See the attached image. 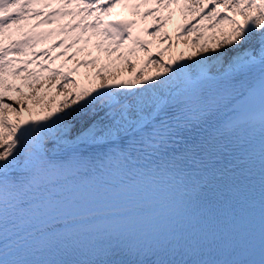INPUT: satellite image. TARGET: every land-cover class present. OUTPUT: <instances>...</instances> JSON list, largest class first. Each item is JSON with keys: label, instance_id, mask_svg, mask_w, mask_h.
<instances>
[{"label": "snow or ice", "instance_id": "snow-or-ice-1", "mask_svg": "<svg viewBox=\"0 0 264 264\" xmlns=\"http://www.w3.org/2000/svg\"><path fill=\"white\" fill-rule=\"evenodd\" d=\"M117 6L139 20L107 19ZM177 10L194 58L165 48L74 93L49 67L95 49L103 77ZM43 73L65 98L24 116L10 78ZM0 264H264V0H0Z\"/></svg>", "mask_w": 264, "mask_h": 264}, {"label": "bare ground", "instance_id": "bare-ground-1", "mask_svg": "<svg viewBox=\"0 0 264 264\" xmlns=\"http://www.w3.org/2000/svg\"><path fill=\"white\" fill-rule=\"evenodd\" d=\"M124 9V8H122ZM121 9V10H122ZM124 11V10H122ZM117 12V9H113L112 11V14L116 13ZM122 13V12H121ZM120 13V15H121ZM128 13H126L124 16H119L118 19H126V15ZM175 15H179L180 16V20H178V22H174L171 26V32L170 34H168V32L166 31V27L167 25L169 24V21L168 23L165 25V27L163 29H161V32L160 34H158L157 36H151V35H142L141 38L142 39H146V40H150L152 41V44L150 46V49L149 50H146V51H139L137 52L136 54L141 58V65H142V62L144 59H146L149 54L152 55L153 59H156V53L160 52L162 49H167V51H164L163 52V56H162V59L165 60V61H168V62H171L173 59H176V60H179L181 56H183L185 59L189 58V57H192V55H194L195 53V49L198 48V44H195V43H192V38L197 35V33H192V34H188L189 37H190V47H188V49L184 52V46L181 45H178L177 42H178V38H177V35H176V31H177V28L179 27V25H183V24H187L189 22L191 23H195V18L192 14H189L190 19H186L178 10H177V13ZM179 19V18H178ZM184 19V20H182ZM244 19V17H241V21ZM181 21V22H180ZM149 22V24L152 23V17H149L147 21H141L140 22V25L139 27L140 28H143L145 27V24ZM179 23V24H178ZM205 24L208 23V21H205L204 22ZM148 24V25H149ZM178 24V26H177ZM228 27H230L229 25H224L223 28L226 30ZM164 33H167L168 35L171 36V40H162L161 39V36L164 34ZM223 32L220 31V29H217V32H216V38H220L221 36H223ZM186 35V34H185ZM212 33L205 30V37H208V36H211ZM210 43H215V40H212L210 41ZM172 46H173V49H172ZM80 45H77L76 48H79ZM87 50V49H86ZM82 53H79V58L78 60H82ZM95 54V53H93ZM92 54V55H93ZM96 54H98L96 52ZM101 53V57L103 58L104 57V60L102 61V64H100L99 66H102L108 62L109 60V57L106 55V54H103ZM116 54L114 53L113 54V58H115ZM164 57H167V58H164ZM131 63H124L122 60L120 59H117L116 60V63L115 65H112L110 67H108L107 69H105L104 71V76H98L96 75L91 69H87L88 67H90L91 65L89 66H86V67H81L87 74V78L86 80H89V79H94V80H99L101 78H107V75H111V76H116L118 71H122V72H129L131 70V66L134 65V63L137 61L136 59V56L133 55L131 58ZM63 64H66L67 67H64L62 68L61 70L63 72H67L69 71L70 69L74 68V67H77L73 64L72 60H61L57 63H51L49 65L50 68H59L61 65ZM77 65V63H76ZM31 67H35V65L31 66ZM80 68V67H79ZM158 68V65H148L147 67L144 68V72L146 74L148 73H154L156 71V69ZM25 74H21V76H23ZM135 75V72H131V76L130 77H133ZM21 76H18V77H13V78H10L11 81H15V80H18V81H21L22 83V86H21V90L20 91H15V90H12V91H9L7 93V96L8 97H11L10 100H7V103H10L13 105V107L19 109L21 107V103L20 102H23V105L25 106L24 107V111H23V115L24 116H28L29 115V111L28 109L30 108L31 109V105H30V101L32 100L34 105H37V111L36 112H32L33 115H38L43 109H44V106H47V101L44 100V96L49 92V90L51 89H55L56 92H57V95H58V101L59 102L60 100H63L65 98V91H61V88L57 89V88H54V87H50V85H54L57 81H61L62 80V77L60 76H57V77H50L47 73H43L42 74V77L41 79L38 81V82H35L31 85H28L26 83H23L22 81V78ZM86 80H84V85L83 86H86L88 83L86 82ZM67 85V90L69 92H72L74 93V89L71 85H69L68 83L66 84ZM4 113L6 115H9L12 119L14 120H19L20 119V113L19 112H11L9 109L5 108L4 110Z\"/></svg>", "mask_w": 264, "mask_h": 264}, {"label": "rangeland", "instance_id": "rangeland-1", "mask_svg": "<svg viewBox=\"0 0 264 264\" xmlns=\"http://www.w3.org/2000/svg\"><path fill=\"white\" fill-rule=\"evenodd\" d=\"M127 18L139 20V17L134 16L132 14L127 15ZM176 18H177V16L175 15L171 20H169V24L166 27V31L168 32V34H170V32H171V26H172L173 22L176 20ZM107 19H109V16L107 17ZM236 19L239 20L241 18H240V16H237ZM148 24H149V22H147L145 26H147ZM134 32H137L140 36L144 35L142 32H138V30H135ZM179 40H181V38ZM89 50H91L92 53L93 52H97L95 49H88V50H86L83 53V55H82L83 58H89L87 56V51H89ZM99 55L101 56L100 52H99ZM134 55L136 56L137 61L134 63V65L131 66V70L129 72L118 71L116 76H119L121 78H130L131 72L132 71L135 72V70L139 69V67L141 66V58L137 54H134ZM192 57L194 58V55H192ZM164 58H167V57H164ZM103 60H104V57L103 58L101 57L100 60H98V62L96 64L91 65L87 69H91L92 71H96L97 72V69H100L102 67V66H99V65L102 64ZM76 61H77V59L74 60V62H76ZM55 62H57V61L55 60ZM66 73H69V75L71 77V81L72 82H69L68 84L73 87L74 91H77L78 88L81 87L80 83H84V80H86V78H87V74H85V72L83 71L82 68L79 69L78 71H72V69H71V70H69ZM110 78H111V76H109V79ZM20 82L21 81H18V80L13 81V83H15L17 85H20ZM86 82L88 83L85 86L87 89L91 88L92 84L94 83V81H90V80H88V81L86 80ZM98 83H99V81L95 84V86H97ZM66 88H67V85H66ZM61 91L63 92V91H65V89L61 88ZM57 97H58V95H57V92H56L55 89L49 90V92L44 96V100L47 101V106L51 107V106H54L56 103H58L57 102L58 101ZM30 105H31L32 112H36L38 110L37 109V105H34L32 100L30 101Z\"/></svg>", "mask_w": 264, "mask_h": 264}]
</instances>
